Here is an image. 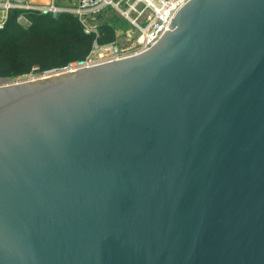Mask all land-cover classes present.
Wrapping results in <instances>:
<instances>
[{
  "label": "water",
  "instance_id": "1",
  "mask_svg": "<svg viewBox=\"0 0 264 264\" xmlns=\"http://www.w3.org/2000/svg\"><path fill=\"white\" fill-rule=\"evenodd\" d=\"M0 264H264V0L0 79Z\"/></svg>",
  "mask_w": 264,
  "mask_h": 264
},
{
  "label": "built area",
  "instance_id": "2",
  "mask_svg": "<svg viewBox=\"0 0 264 264\" xmlns=\"http://www.w3.org/2000/svg\"><path fill=\"white\" fill-rule=\"evenodd\" d=\"M186 1L188 0H0V30L6 27L16 12V22L23 27L31 25L29 15L32 13L53 16L63 12L73 14L79 18L87 33L96 34L87 57L60 71L74 70L134 55L149 48L162 36L177 10ZM138 5H142V8L139 9ZM107 8L119 11L140 31L139 48L136 51L120 49L114 43H101L97 29L87 25L86 18L98 15ZM54 72L59 71L54 69L45 73Z\"/></svg>",
  "mask_w": 264,
  "mask_h": 264
},
{
  "label": "trees",
  "instance_id": "3",
  "mask_svg": "<svg viewBox=\"0 0 264 264\" xmlns=\"http://www.w3.org/2000/svg\"><path fill=\"white\" fill-rule=\"evenodd\" d=\"M18 12L0 30V75L18 77L37 71L60 70L83 60L92 49L95 33H87L68 12L56 16L30 14L27 28L16 22ZM102 26L98 40L108 43L112 31Z\"/></svg>",
  "mask_w": 264,
  "mask_h": 264
},
{
  "label": "rangeland",
  "instance_id": "4",
  "mask_svg": "<svg viewBox=\"0 0 264 264\" xmlns=\"http://www.w3.org/2000/svg\"><path fill=\"white\" fill-rule=\"evenodd\" d=\"M138 8L141 9L142 5H138ZM132 17H135V14H132ZM79 22L81 23L80 20ZM86 23L90 28H96L99 34L102 26H107L110 29L109 31H112V35L107 37L110 40V42L108 43H114L120 49L136 51L139 48V38L141 35L140 31L132 24V22L128 18L123 16L116 9L107 8L98 15L86 18ZM81 25L83 24L81 23ZM45 74L47 73L32 71L29 74L18 77H8L0 75V79L12 78L15 82H22L43 77L45 76Z\"/></svg>",
  "mask_w": 264,
  "mask_h": 264
}]
</instances>
